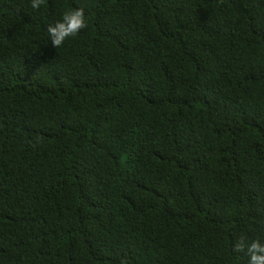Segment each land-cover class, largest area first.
I'll list each match as a JSON object with an SVG mask.
<instances>
[{
    "label": "trees",
    "instance_id": "trees-1",
    "mask_svg": "<svg viewBox=\"0 0 264 264\" xmlns=\"http://www.w3.org/2000/svg\"><path fill=\"white\" fill-rule=\"evenodd\" d=\"M0 0V264H247L264 238V0ZM83 8L59 47L47 28Z\"/></svg>",
    "mask_w": 264,
    "mask_h": 264
},
{
    "label": "clouds",
    "instance_id": "clouds-1",
    "mask_svg": "<svg viewBox=\"0 0 264 264\" xmlns=\"http://www.w3.org/2000/svg\"><path fill=\"white\" fill-rule=\"evenodd\" d=\"M45 0H31V8L38 10ZM87 27V18L83 8L65 11L62 18L49 24L47 33L51 45L56 49L61 47L69 38L76 37ZM234 253H243L248 257L247 264H264V238H257L248 242L245 236H240L232 245ZM125 264V262H122Z\"/></svg>",
    "mask_w": 264,
    "mask_h": 264
}]
</instances>
